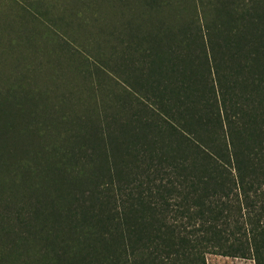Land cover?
I'll use <instances>...</instances> for the list:
<instances>
[{"label":"trees","instance_id":"obj_1","mask_svg":"<svg viewBox=\"0 0 264 264\" xmlns=\"http://www.w3.org/2000/svg\"><path fill=\"white\" fill-rule=\"evenodd\" d=\"M137 4L130 22L169 25L142 75L148 100L127 116L66 110L33 76L37 55L1 75L0 264H264V0ZM191 5L201 33L184 23Z\"/></svg>","mask_w":264,"mask_h":264},{"label":"rangeland","instance_id":"obj_2","mask_svg":"<svg viewBox=\"0 0 264 264\" xmlns=\"http://www.w3.org/2000/svg\"><path fill=\"white\" fill-rule=\"evenodd\" d=\"M97 1L0 0V78L1 75L10 76L18 67L16 56L18 59L23 58L24 61L20 62L23 65L26 64L27 55H31V58L37 55L39 58L36 57L35 60L43 66V70L37 69L33 76L39 84L51 86L55 83L60 94L58 98L63 100L65 108L71 105L75 116L88 118L101 106L102 118L110 121L115 117L127 116L139 104L143 107L148 100L144 89L148 85L142 75L151 66L148 62L151 54L149 51L157 37L156 31L169 24L163 22L167 20L152 17V20L134 17L135 20L130 22L129 16L137 7H141V11L145 8L137 4L138 0L126 4V9L117 15L112 11L115 8L121 9L122 6L119 7L115 0L104 1L103 11L107 15L99 16L95 12ZM192 6L190 10L183 11L184 23L189 25V20L194 19L197 22L198 19ZM179 7H185V4H179ZM127 9L130 13L124 14ZM131 23V27L125 28ZM200 26L197 22L195 30L198 33H201ZM190 27L192 31L193 26ZM130 28L132 31L138 28V33L146 38L134 41L128 31ZM15 41L18 47L13 55L9 50L11 46L14 47L12 44ZM162 42L167 44L166 37ZM172 48L179 51L177 55H181L180 52L183 54L181 48ZM7 54L10 56L7 57ZM11 68L13 69L10 70ZM106 72L114 80L107 79L104 76ZM98 75L103 79L99 80ZM37 82L31 81L32 84ZM136 83L142 84V87H137L138 91L134 90L139 95L138 98L132 91L131 95L127 91L133 89L132 85L135 86ZM61 100L56 105L60 106ZM153 105L159 109L158 105ZM207 263L255 264L253 260L219 255H209Z\"/></svg>","mask_w":264,"mask_h":264}]
</instances>
